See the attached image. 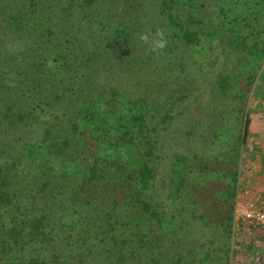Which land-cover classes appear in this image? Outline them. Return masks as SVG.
Returning a JSON list of instances; mask_svg holds the SVG:
<instances>
[{
  "label": "trees",
  "instance_id": "obj_1",
  "mask_svg": "<svg viewBox=\"0 0 264 264\" xmlns=\"http://www.w3.org/2000/svg\"><path fill=\"white\" fill-rule=\"evenodd\" d=\"M263 68L264 0H0V264H231Z\"/></svg>",
  "mask_w": 264,
  "mask_h": 264
},
{
  "label": "rangeland",
  "instance_id": "obj_2",
  "mask_svg": "<svg viewBox=\"0 0 264 264\" xmlns=\"http://www.w3.org/2000/svg\"><path fill=\"white\" fill-rule=\"evenodd\" d=\"M249 113L252 123L242 154L240 190L254 195L258 194L257 188L264 184V178L257 179V168L264 167L262 159L259 160L264 150V68L253 90ZM259 195L264 197L262 192ZM233 251L231 264H264V230L243 228L235 232Z\"/></svg>",
  "mask_w": 264,
  "mask_h": 264
},
{
  "label": "built area",
  "instance_id": "obj_3",
  "mask_svg": "<svg viewBox=\"0 0 264 264\" xmlns=\"http://www.w3.org/2000/svg\"><path fill=\"white\" fill-rule=\"evenodd\" d=\"M233 224L234 234L243 228L264 230V197L239 189Z\"/></svg>",
  "mask_w": 264,
  "mask_h": 264
},
{
  "label": "clouds",
  "instance_id": "obj_4",
  "mask_svg": "<svg viewBox=\"0 0 264 264\" xmlns=\"http://www.w3.org/2000/svg\"><path fill=\"white\" fill-rule=\"evenodd\" d=\"M139 39L148 45L149 51L153 54H163L168 46L167 34L163 28H157L155 32L146 30L140 34Z\"/></svg>",
  "mask_w": 264,
  "mask_h": 264
},
{
  "label": "crops",
  "instance_id": "obj_5",
  "mask_svg": "<svg viewBox=\"0 0 264 264\" xmlns=\"http://www.w3.org/2000/svg\"><path fill=\"white\" fill-rule=\"evenodd\" d=\"M263 153H262V156L261 157H259V160L260 159H262V161H263V163H262V165H264V150L262 151ZM261 154V153H260ZM261 165V164H260ZM258 177L259 178H257L258 180H260V179H263L264 178V167H261V166H259L258 168ZM262 181V180H261ZM263 186V187H262ZM262 187V188H261ZM258 190H257V193L259 194V192H262V193H264V184H262V185H260V187L259 188H257Z\"/></svg>",
  "mask_w": 264,
  "mask_h": 264
}]
</instances>
